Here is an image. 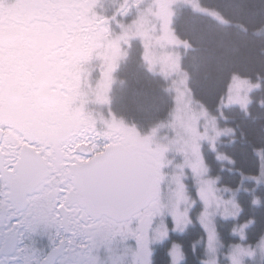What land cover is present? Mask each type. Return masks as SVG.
<instances>
[{
    "label": "rangeland",
    "instance_id": "374dc122",
    "mask_svg": "<svg viewBox=\"0 0 264 264\" xmlns=\"http://www.w3.org/2000/svg\"><path fill=\"white\" fill-rule=\"evenodd\" d=\"M182 6L212 13L198 0H0V94L15 92L12 82H20L27 92L23 81L29 73L22 69L27 61L45 58L65 107L51 111L54 125L73 126L63 119L64 112L74 110L65 104L77 101L79 108L71 114L86 132L108 143L137 147L144 162L155 167L160 183L156 209L136 218V236L127 244L117 238V264H152L157 246L171 234L185 235L192 225L206 233L203 264H264V239L255 247L233 246L222 262L220 221L237 218L239 208L235 194L220 189L210 177L205 161L206 151L216 152L219 140L229 134L220 127L223 109L247 110L259 85L235 77L218 114L194 101L181 67L179 49L184 44L172 28ZM135 41L142 45L149 69L167 80L175 101L170 120L145 133L116 117L111 108L115 92L124 87L117 72ZM255 180L264 184V167ZM237 233L245 241L243 228ZM170 256L171 264H183L180 245L172 246Z\"/></svg>",
    "mask_w": 264,
    "mask_h": 264
},
{
    "label": "trees",
    "instance_id": "16d2710c",
    "mask_svg": "<svg viewBox=\"0 0 264 264\" xmlns=\"http://www.w3.org/2000/svg\"><path fill=\"white\" fill-rule=\"evenodd\" d=\"M209 15L182 6L173 18V32L184 45L181 67L196 103L218 114L235 77L259 85L247 110L223 109L220 127L229 132L216 152L206 151L210 177L220 189L235 194L237 218L220 221L221 258L239 244L257 246L264 239V184L255 179L264 167V0H198ZM117 78L124 87L115 92L116 117L145 133L167 123L175 109L167 80L145 63L140 42H133ZM243 228V235L237 230ZM242 232V231H241ZM206 233L192 225L185 235L171 234L157 246L152 264H171L170 250L180 245L183 264L206 261ZM227 263V262H225Z\"/></svg>",
    "mask_w": 264,
    "mask_h": 264
},
{
    "label": "snow or ice",
    "instance_id": "6c2138e0",
    "mask_svg": "<svg viewBox=\"0 0 264 264\" xmlns=\"http://www.w3.org/2000/svg\"><path fill=\"white\" fill-rule=\"evenodd\" d=\"M121 163L95 134L0 122V264H117L113 245L136 236L142 211Z\"/></svg>",
    "mask_w": 264,
    "mask_h": 264
},
{
    "label": "flooded vegetation",
    "instance_id": "af4514ba",
    "mask_svg": "<svg viewBox=\"0 0 264 264\" xmlns=\"http://www.w3.org/2000/svg\"><path fill=\"white\" fill-rule=\"evenodd\" d=\"M44 61L45 58L43 61L40 58L27 61L26 68L22 69L23 73H29V80H27V82L25 80L23 81L24 84L27 83L25 87L29 88L27 92L21 90L20 82H12L9 85L15 92H10L6 95L0 94V122L6 123L12 127L23 126L29 130L38 131L44 136L60 135L68 130H76L81 133L92 135V133L85 131L84 126H79L78 119L74 116L75 114H71L74 110L79 108L77 101L74 102L73 105L65 104V106H70L69 108L72 107L74 110L64 112L65 118L63 119L73 126L69 127V125L67 126L66 123L62 124V122H58L55 125L53 124L50 113L55 108H59L63 105L61 99L62 90L52 85L53 78L51 74L49 75V68L46 66L47 62L45 63ZM51 61L52 57L49 56L48 63ZM47 114H49V116H47ZM117 145L125 146L144 161L137 147L128 146L124 142L112 143L109 141L110 148ZM82 147L86 151L89 150L86 145H82ZM36 242L42 250L47 247V238L44 236H36Z\"/></svg>",
    "mask_w": 264,
    "mask_h": 264
},
{
    "label": "water",
    "instance_id": "95a60500",
    "mask_svg": "<svg viewBox=\"0 0 264 264\" xmlns=\"http://www.w3.org/2000/svg\"><path fill=\"white\" fill-rule=\"evenodd\" d=\"M111 149L117 150L121 154V167L127 194L142 209L138 216L148 209L154 211L156 209L154 202L159 194L158 173L155 172L154 168H148L138 155L125 146L117 145Z\"/></svg>",
    "mask_w": 264,
    "mask_h": 264
}]
</instances>
